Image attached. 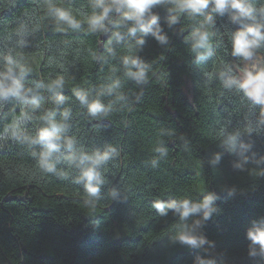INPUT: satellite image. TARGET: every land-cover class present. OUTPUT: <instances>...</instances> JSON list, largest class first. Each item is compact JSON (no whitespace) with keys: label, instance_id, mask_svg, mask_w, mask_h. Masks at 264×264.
Returning <instances> with one entry per match:
<instances>
[{"label":"trees","instance_id":"16d2710c","mask_svg":"<svg viewBox=\"0 0 264 264\" xmlns=\"http://www.w3.org/2000/svg\"><path fill=\"white\" fill-rule=\"evenodd\" d=\"M73 2L79 6L85 0ZM35 10L36 0H0V32L14 26L23 12ZM220 23L223 46L201 66L193 65L187 46L171 32L167 49L148 37L141 55L155 76L140 102L130 111L114 112L104 122H90L83 115L74 120V132L86 145L111 142L120 149V158L107 176L126 193L127 201L118 203L105 196L95 207H85L80 187L51 176L41 178L22 149L13 146L0 152V264H193L196 251L169 242L175 229L171 212L163 220L151 203L156 198H197L207 189L220 196L217 204L222 211L203 231L215 241L225 264H264L259 257H248L245 239L249 221L264 215V178L234 170V157L228 154L215 169L207 164L219 151L217 121L230 118L239 126L247 111L239 97L222 95L218 83L205 85L201 78L214 71L221 59H229L225 48L230 43ZM60 40L70 41L64 58L72 66V78L65 94L71 96L74 86L98 84L104 73L91 60L90 51H99L106 41L101 36L57 34L47 22L28 49L30 57L40 56L34 75L50 74L46 46ZM74 111H78L75 106ZM161 128L174 135L160 137ZM181 135L189 141L188 151L178 139ZM158 139L165 141L169 155L153 169L145 162L154 155ZM251 139L253 151L264 154V133H254ZM221 186L243 192L229 197Z\"/></svg>","mask_w":264,"mask_h":264},{"label":"clouds","instance_id":"9594fccd","mask_svg":"<svg viewBox=\"0 0 264 264\" xmlns=\"http://www.w3.org/2000/svg\"><path fill=\"white\" fill-rule=\"evenodd\" d=\"M218 21L230 43L225 48L229 59H221L201 78L205 85L218 83L222 95L239 97L247 111L239 126L230 118L217 121L219 151L207 164L215 169L228 154L234 157V170L264 178V154L253 151L251 139L254 133H264V0H85L79 6L73 0H36L35 11L23 12L14 26L0 32V152L13 146L22 149L41 178L51 176L80 187L85 207H95L105 196L118 203L127 201L126 193L107 176L120 149L111 142L86 145L74 132V120L83 115L90 122H104L140 102L155 76L141 55L148 37L167 49L171 32L187 46L194 66L216 57V49L223 46ZM45 22L57 34L101 36L106 41L99 51H90L91 60L104 73L98 84L74 86L71 96L65 94L72 78V66L64 58L68 40L47 44L45 64L51 72L44 78L34 75L28 49ZM128 85L132 87L126 90ZM166 135L174 133L161 128L159 136ZM178 139L188 151L186 136ZM152 152L145 163L155 169L168 158L165 141L158 139ZM220 191L229 197L243 192L234 186H221ZM219 199L207 189L197 198L152 200L156 215L166 220L171 212L175 218L169 242L197 252L193 264H225L223 253L203 231L221 214ZM245 239L248 257L264 262V215L249 221Z\"/></svg>","mask_w":264,"mask_h":264},{"label":"rangeland","instance_id":"374dc122","mask_svg":"<svg viewBox=\"0 0 264 264\" xmlns=\"http://www.w3.org/2000/svg\"><path fill=\"white\" fill-rule=\"evenodd\" d=\"M30 59H31V63L33 65V68L37 67V65L40 61V56L30 57Z\"/></svg>","mask_w":264,"mask_h":264}]
</instances>
